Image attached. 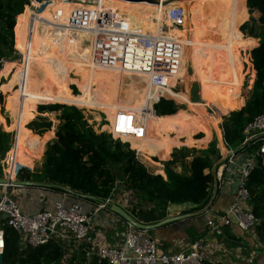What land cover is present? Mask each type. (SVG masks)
<instances>
[{"label": "trees", "instance_id": "obj_1", "mask_svg": "<svg viewBox=\"0 0 264 264\" xmlns=\"http://www.w3.org/2000/svg\"><path fill=\"white\" fill-rule=\"evenodd\" d=\"M189 1L190 5L185 12L189 18V11L191 10L190 31L192 35L199 36L205 30L212 32L218 26L228 28L227 25L229 24L230 29L223 34L225 38L222 39L221 50L226 51L225 56H228L231 63H239L241 59L237 48L242 35L237 30V20L242 12L233 7L232 0L228 1L229 3L223 0ZM207 1H210L214 7V27H211L210 24V7L206 4ZM27 5V0H0V70L4 61L16 58L15 48L24 56L22 64L12 62L4 64L0 75H8L9 79L8 83L1 87V90L5 91L12 86H18V83L23 79L24 72L31 74L33 72L32 68H35L32 77L24 82L26 90L22 97L20 95L13 96L9 100L8 109H10L15 119L12 127L8 126L10 125L9 118L6 117L8 123L6 124L5 119L2 117V115L5 116L4 108H2V115L0 114V157H3L9 149L8 144H10L11 135L8 132L14 130L17 133V129L23 121L20 119L18 111L20 101L26 107L25 101L28 99L29 113L34 115L33 119L36 113L44 112L46 105L50 103L73 104L79 109H88V107L98 104V99L91 98L88 95L74 96L70 92L69 83H63L57 74L52 76L48 72L52 62L60 55L53 52L42 54L37 52L32 42L33 29L28 26L33 16V9L32 6ZM247 8L249 13L256 14L257 17H253L251 20L250 29L248 25L244 24L240 31L244 36L249 37L243 38V41H248L249 47L246 51L251 50V56L247 54V58L248 60L252 58L254 68L249 62L250 69L247 73L244 72L243 77L239 76V73L233 74L241 81L233 101H225V92L222 96V86L229 83L228 81H231L232 78L229 71H224L222 76H217V73L221 71L219 63H215L209 58L203 59L204 65L197 78L203 84V91L207 95V105L215 107L216 112L219 114L220 123L223 117H227L222 125L223 138L227 147L236 151V156L253 154L258 150V144L254 145L252 142L245 144L244 130L256 117L264 114V0H247ZM246 15L248 16V11H246ZM229 17H231V21L227 22L226 20ZM256 39L260 41L259 44ZM227 45L228 49L226 48ZM246 63H248L247 60ZM38 66L43 67V73H41L42 71ZM68 66L71 67V70H80L73 63L68 64ZM36 69L39 70L40 75L35 72ZM249 74L252 78L255 77V88L244 107L241 92L243 83ZM99 78L101 79L99 80ZM102 79H107V84L112 85L113 83L112 78L108 75L90 77L83 74L82 77L84 87L87 89L98 86L101 84ZM211 82L215 83L210 84ZM234 82L236 80H232L227 84L224 91L231 87ZM61 87H64V92ZM9 91L12 90L9 89ZM116 93L119 96V92ZM107 96L109 99L112 95L108 93ZM159 99H161V96L155 92H136L123 104H118L116 102L118 98L115 96V104H111L108 108L113 112V116L119 111L137 113L139 119L137 131H140L141 135L139 137L124 138V140L130 141L133 150L138 151L139 159L136 157V151H132L128 143H122L119 140L114 141L106 134L98 136L87 128L84 122L81 124L82 114L73 109L72 113L68 112L61 117V125L59 124L55 134L57 142L51 149L44 152L42 168L36 169L34 172L22 168L17 173L18 179L20 181L60 185L70 189L73 194H67L58 189H50V191L66 194L69 197L97 205L113 195V190L119 178L128 191L142 194L148 203L153 205L146 212L142 209L137 210V207L131 211L132 216L137 221L146 224L158 223L165 219V211L170 203H191L197 207L196 211L202 210L212 199L215 181L211 172L214 165L212 156L218 154L215 149V142L208 153L193 154L192 160L188 164L185 155L179 156L177 154L169 162L163 163L166 179L162 175L150 173L141 162L143 160L147 162L154 155L159 160L169 159L172 146L164 142L163 139L164 135H167L170 131H178L179 134L183 135L190 129L189 127L194 128L195 126L202 129L198 132L190 129V136H192V142L195 145H198L199 141L206 137L204 131L206 126L202 120H199L194 126L189 125L183 119V115L187 112L179 111V107L171 100L162 99L158 104ZM0 102L3 104L1 92ZM193 103L196 102L193 101ZM153 107L156 114L163 117H158ZM52 111V109H49L48 112ZM111 121L113 122V118ZM27 125L25 128L33 135V140L29 141L27 139L19 154L15 152L17 147L13 141L12 148L6 154L9 156L6 163L13 164L15 169L23 166L32 167L39 163L42 152L41 144L51 137V134H46L51 124L45 119L39 118L29 125L37 131L40 137L29 131ZM182 126L186 127V130L182 129ZM151 132L153 133L152 136L150 135L152 138H150L153 140L149 138V142H146L149 137L148 133ZM215 133L220 138L221 145H223L222 133ZM44 134L46 135L43 136ZM183 137V146L191 145L188 137ZM211 141L203 149H196L195 151L206 150ZM182 157L183 159L180 160ZM178 164L183 165L184 169L181 172L176 171ZM207 171L210 172L207 173ZM247 187L251 196L253 213L260 219V224L254 232L263 246L260 249L264 251V155L258 157ZM259 202L262 203L257 204ZM107 210L109 211V207ZM2 227L5 232L4 264H65L62 262V258L68 249L64 247L61 241L51 239L45 245L31 247L22 244L20 235L13 228L5 223ZM67 264H98V262L96 258L89 260L85 253L80 250L73 254L71 261ZM205 264L212 263L206 262Z\"/></svg>", "mask_w": 264, "mask_h": 264}, {"label": "built area", "instance_id": "obj_2", "mask_svg": "<svg viewBox=\"0 0 264 264\" xmlns=\"http://www.w3.org/2000/svg\"><path fill=\"white\" fill-rule=\"evenodd\" d=\"M27 2L31 5L38 4L37 0H27ZM160 2L163 1L160 0ZM97 7L98 10L95 13L86 9H72L67 16L66 25L60 27V32H66L65 28L70 30L86 28L90 21L95 23V31L107 32L114 15L102 9L100 3ZM166 17L171 23L180 25L184 22L185 9L184 7L169 9ZM106 38L110 37L106 36ZM181 59L180 43L164 35L160 30L153 34L126 35L121 48V65L126 71L144 73L152 77H175L181 67ZM161 100L159 99L157 103L159 104ZM138 122L137 113L119 111L115 114L113 122H110L111 135L115 140L123 142H125L124 138L139 137L141 133L137 131ZM244 134L245 144L252 142L254 145L258 144L259 148L255 153L250 154L243 165L237 167L235 173L238 175V182L232 205L222 214L212 216L207 222L213 235H223L227 228L233 226L244 232H253L260 224V219L253 213L247 185L258 157L264 155V114L250 122ZM235 158L236 151L229 148L220 165V172L217 174V189L222 187L225 174L234 173ZM111 203H113L112 196L95 205L94 213L107 210ZM90 215L78 202L70 205L56 202L53 205V211L25 214L16 201L3 192L0 195V254H3L5 247L3 223L20 235L24 245L39 247L51 239L61 241L66 249L71 248L62 258L65 264L71 261V252L74 254L80 250L87 258L92 256V259L96 258L98 264H205L206 254H211L204 239L198 240L189 250L183 252H161L148 232L136 230L126 223V233L122 242L117 246L102 247L94 257L92 248L95 239L92 234Z\"/></svg>", "mask_w": 264, "mask_h": 264}, {"label": "rangeland", "instance_id": "obj_3", "mask_svg": "<svg viewBox=\"0 0 264 264\" xmlns=\"http://www.w3.org/2000/svg\"><path fill=\"white\" fill-rule=\"evenodd\" d=\"M64 1L65 0H51V1H42V2L37 1V2L41 6L55 7L56 5H58V3L60 4L61 2H64ZM116 1L117 2H123L126 4L128 2L129 3L133 2V1H127V0H116ZM162 1H165V0H162ZM76 2L77 1L74 0V3H76ZM209 3H210V1L206 2L207 5H209ZM144 4H147L149 6H157L159 8L160 11L154 10L150 13L152 23L153 24H161L162 23L163 24V27H162L163 33L169 37H173V39L177 40V42L180 43V45H181V53H182L181 67H180L177 75L173 78H158V77H152L151 76V77H149L150 79H148V78L142 79V80L139 79L138 81H135V82H134V80L126 78V77H122V76L116 77L114 75L111 76V74H109L108 72L112 71V70H114V68H116L114 66L112 60H111L112 58H107L106 56L103 57V53H99V55L98 54L96 55L95 53L97 50L95 49V44H94V46H92L91 42L84 41L80 45V50L81 49L82 50L80 51L79 54H77L74 51L69 52V54L65 53L63 56H60L59 58L55 59L52 62V65L49 68L48 72L50 74H52V76H53V74H57L58 78L63 83H69L70 84L69 85L70 92L74 96L78 97L81 95H88L91 98L98 99V104L96 103L93 106L88 107V109H79L73 104L60 105V104L50 103V104L46 105V108L43 110L44 112L36 113L35 118L33 119L34 115L33 114L31 115L29 113L30 109H29V105H28V99L25 101L27 104L26 107H24L23 103H21V101H20L18 104V111H19L20 119L25 121V123L22 124L23 121L20 123V125L17 129V133L14 130L8 132L11 135L10 136V138H11L10 144L11 145L8 144V147H9L8 151L10 150V148H12L13 141H14V144L17 147V151H15V152L19 154L21 152V148L24 145L25 141H27V139H29V141L33 140V135L31 133H29L25 128L26 125L31 121V119H33V120L27 125V128L30 131H32L34 135L40 137V135L37 133V131L34 128H32V126L30 127L29 125L33 122H36L37 119L43 118L48 123L51 124V126L48 127V129H49L48 133L51 134V137L46 142L41 144V148H42L41 151L43 152V153L42 152L41 153L44 155V152L46 150L51 149V147L54 146L57 142L55 134L57 132L59 124L61 123V119H62L61 117H63L64 114H67L68 112L72 113L73 109H76L77 111H79L82 114L83 119L80 120V123L82 124L84 122L87 125L86 127L91 129L96 135L99 136L101 134H106L112 140L117 141L111 135L110 122H112L111 120H112V118L114 119V116H113V112H111L108 109L109 106H111V104H115L114 97L116 96V98H118V101H116L118 104H123L126 101H128V99L131 97L132 94H134L136 92H155L161 96V99L173 101L179 107V111L187 112L185 115H183V119L185 120L186 123L188 121H190V123H188V124L194 126L196 123H198L199 120H202L206 126V129L204 130L206 132V137L202 141H199L197 146L192 142L193 138H192V136H190V133H191L192 129L202 130L200 128H197L195 126H194V128L189 127L191 130L190 129L187 130V132L183 135L179 134L180 136H184L185 138L188 137V139L192 142V143L189 142V144H191V145L193 144V146L185 145V147H184L183 142L182 141L180 142L179 138H176V139H174V137L171 138L173 133L174 132L178 133V131H170V132H168V134L166 133L167 135H164L163 141L166 142L168 145H171V146L173 145L172 149H174L175 144L177 146V148H175L173 150L174 151L173 153H172V151L170 152L172 158L176 154L179 156L185 155L186 156L185 159L188 161V160L192 159L193 154H199L201 152H207L208 153L211 150V148L213 147V144L215 142L216 143L215 149L217 150L218 154L216 156H212V159L214 160V165H213L212 169L214 167L219 166L218 164L221 163L222 160L225 158L226 152H224V151L225 150L228 151L229 147H227L226 143H225V149L221 146V140L215 132L223 133L222 125H223L224 121L227 119V117H225V118L223 117L222 118L223 120L220 123L219 122L220 119L217 117L218 113L216 112L215 108L208 107L205 105V104H207V95L205 94L204 91L201 90L199 82L194 81V79H196L197 77H196V75L194 76V70H193L192 65L190 63L192 58H193V52L192 51H193L194 42L200 43L201 48L206 49V48H208L209 45L216 44L217 38L215 40L208 41L205 37L210 32H207L206 30L202 34H200L199 36L192 35V33L190 31L191 30L190 20H191V16H192L191 10L189 11L190 17L188 18L186 16V21L182 26H173L171 24V22L167 19V17H165V14H166L167 10H169V9L185 7V10H186L187 7L190 5L189 0L173 1L170 5H166V6L156 5L154 3H149V2H144ZM32 5L28 4L27 6L30 7ZM246 6H247V3H246ZM35 10H36V8L33 9V16L30 19L29 24H28V26L33 29L34 34H35V29H34L35 27L32 26V22L34 20L33 17L35 16ZM247 11H248L249 18L244 24L248 25V28H249L251 25L250 22H252L251 20L253 19V17H257V15L249 13L248 8H247ZM211 15H212V13L210 10V16H209L210 24H211V27H214L215 22H212V19H214L213 18L214 16H212V18H211ZM239 18L237 20V28H241L244 25L243 24L240 26V23H239L240 19ZM16 19H17V17H16ZM229 29L230 28H225L223 26L219 27L220 32L223 31V34L225 32H227ZM14 32H15V30H14ZM33 37H34V35H33ZM67 37L70 39L69 36H67ZM256 40H258V39H256ZM107 41H109V40H106V42ZM32 42H33V38H32ZM259 42L260 41L258 40V44H259ZM222 43L223 42L221 39V45H222ZM247 45H249V44L247 43ZM89 47H90V50L92 53L91 54L92 63L89 59L88 60L84 59V57H85L84 52ZM246 49L247 48L245 47V51L241 52L242 56H239L241 59V61L239 62L240 68H242L243 57L246 56V58H247V54H250V52H251V50L246 51ZM223 52H226V51H223ZM72 53L74 55H76V54L77 55L74 56ZM198 53L203 54L205 52L200 50ZM15 54H16V58H13L10 61L8 60V61H4V62H12L15 64H22L24 56L20 52H18L16 50V48H15ZM39 54H42V53H39ZM250 56H251V54H250ZM110 60H111V62H110ZM247 61H248V63H244V66H243V72H245V73H247L248 70L250 69L249 62L253 66L252 58L250 60H248V58H247ZM4 62H3V64H4ZM77 62H80L84 66L82 68L77 66L76 65ZM70 63H73L75 66L79 67L80 70H71V67L68 66V64H70ZM102 63H104V64H102ZM101 64L103 66H101ZM87 66H88V68H87ZM39 67L40 66H38V68ZM102 67H103V70L101 69ZM253 68H254V66H253ZM34 69L35 68L33 67L32 68L33 72L31 74L26 73V71H25L23 74V79L20 83H18V86H15V87L12 86L9 88L13 92L9 91V89H7L5 91L1 90V87L5 86L8 83L9 76L3 75V74H1V76H0V82H1L0 92L3 95V104H1V102H0V114L2 115V108H4V115L5 116L2 115V117L5 119L6 124H8L6 117L9 118V121H10V125H8L9 127H12L15 123L14 116L12 115L10 109H8V105L10 103L9 100L13 96L17 97L20 95L22 97V94L26 90L24 82L28 81L29 78L32 77V75L34 73ZM108 69H110V70L107 71ZM1 70H3V67ZM86 70H89L91 73H87L89 71H86ZM40 71H42L41 73L44 72L43 67L42 68L40 67ZM35 72L38 74L39 70L36 69ZM41 73H39V75ZM83 74L89 75L90 77L103 76V75L107 76L108 75L109 77L112 78V80H113L112 85L114 87L110 84H107L108 83L107 79H102L101 84H99L96 87H90L87 89L84 87V83L82 80ZM100 79L101 78H99V80ZM240 84H241V81H236V82L232 83L231 87H228L226 89V91L223 90L222 94H224V92H225V95H226L225 101H229V102L233 101V98L236 95ZM254 85H255V77L252 78L250 74L247 75L246 81H244V83H243L242 92H241V97L244 100V107L246 106L247 100L250 98V96L252 95V93L254 91V88H255ZM61 88L64 92V87H61ZM202 89H203V87H202ZM117 91L119 92V96L116 93ZM201 91L203 92V94L206 95V98L203 95V97L206 99V102L202 98ZM14 93H15V95H14ZM108 93H110V95L113 96V98H112V96L109 98L110 100L107 98ZM171 93H173L175 95L173 96V95H171ZM222 96H221V98H222ZM221 98H220V100H221ZM193 101L196 103H193ZM49 109H52L53 111L48 112ZM154 112H155V108H154ZM155 114H156V112H155ZM158 117H163V116H158ZM81 124H79V125H81ZM181 128L186 130V127H184V126H182ZM198 130H195V131H198ZM152 133L153 132L148 133L149 137L147 138L146 142H149V138L152 136L151 135ZM27 134H29V135H27ZM151 140H153V139H151ZM124 141L127 142L126 140H124ZM210 141H211V145L209 147H207L206 150L195 151L196 149L197 150L203 149ZM121 142L125 143L123 141H121ZM128 144L130 146V149L132 151H134L135 149L133 150L131 143H128ZM222 144H223V142H222ZM7 152L4 154L3 157H0V176L2 174H4L5 176L7 175L8 177H10L9 180H13L16 169H15L13 164L11 165V164L6 163L9 160V156L6 155ZM136 152H138V151H136ZM137 154H136V157H137V159H139ZM152 157H155V158L150 157L154 162L160 161L159 158H157V156L154 155ZM182 159H183V157L180 158V160H182ZM38 164L39 163H37L36 165H38ZM18 169H20V168H18ZM148 170L150 172L152 171L151 168H149ZM213 193H214V191L212 192V196H213ZM112 198H113V203L117 204V205L120 204L119 205L120 207H122L121 205H123L122 201L127 202L126 207H128V208H127L126 212H128L129 214H131V211L136 207H137V210L142 209L144 212H146L149 210V206L150 207L152 206L148 203V201L144 198V196L142 194H138V192L128 191L125 188V186L123 185V181H121L119 178H118V181L116 182L115 188L113 190ZM186 207H187L186 208L187 210H185L184 213L201 212L206 208V207H204L202 210L196 211L197 207L195 205L186 206ZM202 217L203 216H200L199 219ZM256 239L259 241L257 236H256ZM260 243H259V245H261ZM262 247L263 246L261 245V248ZM68 250L70 251L71 248H69ZM70 256L71 257L73 256L72 252L70 253Z\"/></svg>", "mask_w": 264, "mask_h": 264}, {"label": "crops", "instance_id": "obj_4", "mask_svg": "<svg viewBox=\"0 0 264 264\" xmlns=\"http://www.w3.org/2000/svg\"><path fill=\"white\" fill-rule=\"evenodd\" d=\"M223 1L230 2V0H223ZM208 6L210 7L211 13L214 16L213 17L214 19H212V22H215L214 7L212 6L211 2L209 3ZM246 11H247V6L245 7V11L240 15L241 17L239 16L240 17L239 19H241L242 17H244V15H246ZM230 21H231V17L227 19V22H230ZM246 21L247 19H245L244 22L240 24V26L243 25ZM218 27L215 28L213 32H210L205 37L208 41L215 40L216 38H217L216 40H221L225 38V36H223V31L220 32ZM227 27L229 28L230 25L228 24ZM237 30L242 35V38L238 41L239 47L237 48V52L239 56H242L241 52L245 51V47L247 48L249 47V45H247L248 43L247 40L243 41V38L247 36H244V34L240 31V28H237ZM226 48L228 49V45L226 46ZM209 51L211 52V50ZM214 58L213 60L215 61V63H219V69L221 70L217 73V76H222L224 71H229L230 77L232 78L230 79L231 81L232 80L240 81V79L238 77H235L236 75H233V74L239 73V76H243L244 74L243 64L246 63V60H247L246 56L243 57L242 68H240L239 66L240 63H231L230 60L228 59V56H225V52H223L222 50L217 51L216 56ZM5 63L6 62H4V64ZM4 64H3V68H4ZM194 76H195V73H194ZM194 81L199 82L201 90L203 91L202 89L203 84L199 81V79L196 78L194 79ZM231 81H228V82H231ZM214 83L215 82H211L210 84H214ZM227 84L225 83L222 86V93ZM202 91H201L202 98L206 102V99H205L206 95L203 94ZM171 95L174 96L175 94L171 93ZM203 95L205 96V98L203 97ZM212 108H215V107H212ZM188 123H190V121H188L187 124ZM195 130H198V129H195ZM198 131H201V130H198ZM46 134H49V133L47 132ZM46 134H44L43 136H45ZM173 137L174 139L179 138L180 142L183 140L182 139L183 136H180L179 133L177 132L173 133L171 138ZM222 142H223V145L221 146L225 149V140L223 138V133H222ZM172 148H173V145H172ZM175 148H177L176 144H175L174 149ZM174 149H171V151L173 152ZM42 153H41V159L38 165H34L32 167L23 166V167H20V169L26 168L31 172H34L36 169H41L43 165V156H44ZM249 156H250L249 153L236 156L235 158L236 167L234 168V173L232 175H228V174L224 175L223 185L221 188L216 189L215 181H214L213 196L215 198H214L212 207L210 209V213L203 215V217L200 219L198 217V218H192V219H187V220L180 221V222L171 223V224L162 226L161 228L157 229L154 232L149 233L151 237L156 241L158 249L161 252H165V253L183 252V251L189 250L190 247L198 240L204 239L208 249L211 251V254L209 255L206 254V260L208 263H212V264H217V263H221V264H264V251L260 249L261 245H259L260 242L256 239L257 235L254 231L244 232V231H241L238 227L233 226V227L227 228L223 235L217 236L211 233V229L207 225V222L212 218V216L222 214L223 211H225L226 209L229 208V206L232 205L234 201V196L236 193L237 182H238V175L235 172L237 170V167L243 165ZM151 158H155V157H151ZM151 158H149L147 162H144V161H141V162H143V164L146 166L147 169L149 168L152 169L151 171L152 174L162 175L166 179L165 166L163 163H166L172 160V156H170L169 159L167 160H160L159 162H154ZM191 160L192 159L188 160L187 164L191 162ZM221 163L218 164L219 166L214 167L211 170V172L214 175L215 180L218 177L217 174H219L220 172ZM20 169L15 170L16 172L14 175L15 180H19L17 177V173ZM183 169L184 168L182 164H178L176 166V171L178 172H181ZM208 172L210 171H207V173ZM4 177L8 179L7 175L5 176L4 174H2L0 176V178H4ZM3 192H6L11 198H13L16 201V203L18 204L22 212H24L25 214H29V215L38 213L40 211H53V205L56 202H63L66 205H70V204L77 203V202L80 203L84 207L86 212L91 214L90 222H91L92 234L95 239L94 246L92 248L94 257L98 253L99 249H101L102 247L117 246L119 243L122 242V239L126 233V222H124L122 219H120L118 216H116L115 214L111 213L108 210L94 213L95 205L88 203L84 200H81L78 198H72L66 194L57 193L55 191H50V189L34 188V187H6L5 188V186H0V195ZM122 202H123V205L121 206L126 211L128 208L126 207L127 202L125 201H122ZM192 205L193 204L191 203H184V204H171L170 203L167 206V209L165 211L166 212L165 219L169 217H177V216L189 214V213H184V211L187 210L186 206H192ZM152 207L153 205L151 207L149 206V209ZM143 224L151 225L155 223H150V224L143 223ZM88 258L89 260H91L93 256L88 257Z\"/></svg>", "mask_w": 264, "mask_h": 264}, {"label": "bare ground", "instance_id": "obj_5", "mask_svg": "<svg viewBox=\"0 0 264 264\" xmlns=\"http://www.w3.org/2000/svg\"><path fill=\"white\" fill-rule=\"evenodd\" d=\"M76 1L77 2L74 3V0H65L60 4L58 3V5H56L55 7L41 6L40 4L37 3L32 5V9L36 8L35 16L33 17L34 20L32 22V26L35 27L33 44L34 47L37 49V51L39 53L53 52L60 56H63L65 53L69 54V52L71 51H74L77 54H79L80 51L82 50V49L80 50V45L84 41H87V42H91L92 46H94V44L96 45L95 46L97 50L95 53L96 55L97 54L99 55V53H103V57L106 56L107 58H112L111 60L116 68H114V70L112 71H109L110 69L107 70L109 71L108 73L111 74V76L114 75L116 77L117 76L126 77L134 80V82L138 81L139 79L141 80L147 78L150 79L149 77L151 76L148 74L134 73V72L126 71L123 68V66L121 65V48L123 46V41L126 35L129 34L134 35V33H141L142 35H145L147 33L153 34V33H157V31L159 30L161 31V33H163V29H162L163 24L162 23L153 24L150 15V13L154 10L160 11L159 8L157 6H149L147 4H144V2H134V1L132 3L128 2L127 4L123 2H117L116 0H76ZM246 1L247 0H232L231 4L235 9L243 13L245 11ZM98 3L101 4L102 9H106L112 12L114 15L113 21L108 26L107 32H104L106 34H104L103 32L95 31V23L93 21H90L86 28L78 29V30H70L65 28L66 32H60L59 30L60 27L66 25L67 16L69 15L72 9H86L89 10L91 13H95V11L98 10L97 7ZM212 16L213 15H211V18ZM248 18L249 17L247 15H244V17L240 19V24H242L245 19L248 20ZM185 21H186V12H185L184 22L182 24L180 25L173 23L171 24L173 26H182L185 23ZM67 36H69L70 39ZM106 36H109L110 38H106ZM106 40L109 41L106 42ZM200 50L205 53L199 54L198 52ZM209 50H211V52ZM219 50H221V40H217L216 44L209 45L208 48L206 49L201 48L200 43L194 42L193 51H192L193 58L190 63L197 78L199 71L204 65L202 60L205 58H209L213 60V58L216 56L217 51ZM84 54H85L84 59L86 60L89 59L91 61L92 53L90 47L85 50ZM102 64L101 66H103ZM76 65L81 68L84 66L80 62H77ZM101 69L103 70V67ZM87 73H91V72L89 71ZM217 115H218L217 117L219 118V114ZM225 152L227 154L226 150Z\"/></svg>", "mask_w": 264, "mask_h": 264}, {"label": "water", "instance_id": "obj_6", "mask_svg": "<svg viewBox=\"0 0 264 264\" xmlns=\"http://www.w3.org/2000/svg\"><path fill=\"white\" fill-rule=\"evenodd\" d=\"M127 1H134V2H149L154 3L156 5L162 4L163 6L170 5L173 1H185V0H165L162 3L160 0H127ZM0 186H6V187H34V188H43V189H58L60 191H63L67 194H73V192L65 187H62L60 185L55 184H49V183H39V182H30V181H20V180H12L10 181L7 178H0ZM215 187L217 189V182L215 180ZM217 192V191H216ZM214 196L210 200L209 204L206 206V208L201 212H195V213H189L182 216L177 217H169L166 218L158 223L151 224V225H145L142 222L137 221L135 218H133L128 212H126L122 207H120L117 204L111 203L109 205V211L115 215H117L120 219H122L124 222L132 225L136 230L139 231H145L148 233L154 232L157 229L161 228L162 226L184 221L187 219L192 218H198L200 216H203L207 213H210V209L212 207V204L214 202ZM262 202H259L257 204H261ZM0 264H4V258L3 254H0Z\"/></svg>", "mask_w": 264, "mask_h": 264}]
</instances>
